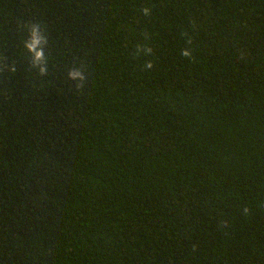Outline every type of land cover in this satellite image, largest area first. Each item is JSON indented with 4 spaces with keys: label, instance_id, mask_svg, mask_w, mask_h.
Wrapping results in <instances>:
<instances>
[{
    "label": "trees",
    "instance_id": "16d2710c",
    "mask_svg": "<svg viewBox=\"0 0 264 264\" xmlns=\"http://www.w3.org/2000/svg\"><path fill=\"white\" fill-rule=\"evenodd\" d=\"M0 264H264V0H0Z\"/></svg>",
    "mask_w": 264,
    "mask_h": 264
},
{
    "label": "clouds",
    "instance_id": "9594fccd",
    "mask_svg": "<svg viewBox=\"0 0 264 264\" xmlns=\"http://www.w3.org/2000/svg\"><path fill=\"white\" fill-rule=\"evenodd\" d=\"M145 14L147 15V11H145ZM44 41L46 43V37H44L39 29V26H33L30 30V36L29 38L25 41V48L27 51L31 54H33V61L34 63L36 61L42 60L44 58V52L43 50L39 47L41 42ZM146 51L150 52V49H147ZM183 56H190L191 53L185 50L183 53H181ZM147 67H151V64H148ZM15 71V69H12ZM41 73L46 72V68H41L40 69ZM69 78L72 81H80V83H77L78 88L83 87L82 81L84 80L83 73L78 70V69H69Z\"/></svg>",
    "mask_w": 264,
    "mask_h": 264
}]
</instances>
